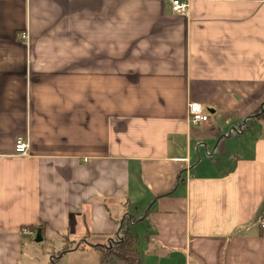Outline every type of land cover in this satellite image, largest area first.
<instances>
[{
	"label": "crops",
	"instance_id": "0c3cea01",
	"mask_svg": "<svg viewBox=\"0 0 264 264\" xmlns=\"http://www.w3.org/2000/svg\"><path fill=\"white\" fill-rule=\"evenodd\" d=\"M171 1L0 0V264H264V0Z\"/></svg>",
	"mask_w": 264,
	"mask_h": 264
},
{
	"label": "trees",
	"instance_id": "16d2710c",
	"mask_svg": "<svg viewBox=\"0 0 264 264\" xmlns=\"http://www.w3.org/2000/svg\"><path fill=\"white\" fill-rule=\"evenodd\" d=\"M257 118L264 121V109L258 113ZM129 223L131 224V220L130 222L128 219L124 221V226L122 230L125 240L123 242H118L117 244L116 242H113L110 244L112 245V247L107 248H103L101 246L96 247L95 250L100 256V264H113L115 259H118L124 262L125 264H141L140 255L137 250L138 240L135 236L131 235L128 230L125 229L126 226L130 225ZM25 229L32 233H37L39 231V228L36 227H26ZM64 240L65 242H67V244L64 250L59 253V256L66 255L68 252H70L71 249L72 243H69L68 239L66 238ZM58 260H61V257L57 258L55 261Z\"/></svg>",
	"mask_w": 264,
	"mask_h": 264
},
{
	"label": "built area",
	"instance_id": "2783aa9c",
	"mask_svg": "<svg viewBox=\"0 0 264 264\" xmlns=\"http://www.w3.org/2000/svg\"><path fill=\"white\" fill-rule=\"evenodd\" d=\"M172 9L175 13L186 14L188 11V2L186 0H172ZM25 38V36H24ZM189 120L194 125H200L209 122L210 115L206 112L204 107L199 103H190L188 106ZM243 127L237 128L232 133H241ZM29 150V144L23 138H18L16 141L15 151L19 156L27 155ZM262 225L264 226V219H262ZM25 234L34 235L32 232L25 229Z\"/></svg>",
	"mask_w": 264,
	"mask_h": 264
},
{
	"label": "rangeland",
	"instance_id": "374dc122",
	"mask_svg": "<svg viewBox=\"0 0 264 264\" xmlns=\"http://www.w3.org/2000/svg\"><path fill=\"white\" fill-rule=\"evenodd\" d=\"M137 230V229H136ZM134 233H137V231ZM89 242H93V241H96V239L94 237H89ZM76 241L79 243L81 241H83V237L80 238V237H75ZM125 239H124V236L120 237L119 240L116 242V244L118 242H123ZM116 244H113V245H116ZM34 246L40 250V252H45L46 249L48 248V245L47 243H41V244H34ZM103 248H107V247H104V246H101ZM108 247H112V245L108 246ZM89 252H86L84 251L83 254H79L81 257L79 256H70V255H66L64 258H62L58 264H100V262L98 261V259H100V256H98L95 252V248L92 249V247H90L88 249ZM52 256H57V255H54L53 254V251H52Z\"/></svg>",
	"mask_w": 264,
	"mask_h": 264
},
{
	"label": "water",
	"instance_id": "95a60500",
	"mask_svg": "<svg viewBox=\"0 0 264 264\" xmlns=\"http://www.w3.org/2000/svg\"><path fill=\"white\" fill-rule=\"evenodd\" d=\"M35 241H36L37 243H41V242L43 241L42 231H40V230L38 231V233H37V237H36Z\"/></svg>",
	"mask_w": 264,
	"mask_h": 264
}]
</instances>
